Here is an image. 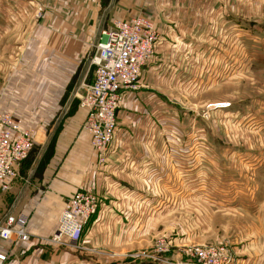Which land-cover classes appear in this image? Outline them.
Instances as JSON below:
<instances>
[{
	"label": "crops",
	"instance_id": "1",
	"mask_svg": "<svg viewBox=\"0 0 264 264\" xmlns=\"http://www.w3.org/2000/svg\"><path fill=\"white\" fill-rule=\"evenodd\" d=\"M52 1L55 8L44 7L36 27L34 5L44 3L0 0V113L33 129L32 149H39L0 191V222L23 213L29 234L25 242L0 239V264H152L132 255L149 244L155 215L169 211L170 180L183 181L187 167L195 177L202 158L201 125L185 103L207 86L203 76L230 68L234 35H249L259 20L251 18L249 0ZM136 15L148 17L159 38L138 87L121 91L113 141L97 164L82 128L86 110L69 91L76 79L79 85L94 78L89 58L98 28ZM210 21L220 30H210ZM84 189L95 192L98 205L80 248L55 247L47 239L64 200ZM252 196V206L231 208V264H264V190Z\"/></svg>",
	"mask_w": 264,
	"mask_h": 264
},
{
	"label": "rangeland",
	"instance_id": "2",
	"mask_svg": "<svg viewBox=\"0 0 264 264\" xmlns=\"http://www.w3.org/2000/svg\"><path fill=\"white\" fill-rule=\"evenodd\" d=\"M39 1L44 6L34 5V14L38 18L36 27L41 26L42 10L55 8L52 0ZM249 2L251 18L259 21L251 22L249 35L241 34V30L234 35L229 46L233 50L228 60L230 68L211 73L208 80L203 76L202 86L205 83L207 86L201 87L200 95L195 96L193 102L185 103L187 109L194 110L201 125L202 158L196 176L188 175L187 167L183 181L170 180V209L155 215L154 229L147 231L153 236L147 242L149 244H143L132 255L136 263L202 264L194 255L195 249L210 245L226 246L233 261V250L226 242L235 220L231 208L250 206L258 201L253 198V193L264 190V0ZM234 3L236 6L242 0H234ZM114 20L118 19H112L109 25ZM235 25L240 26L236 21ZM207 26L210 30H220L214 21L208 22ZM202 40L205 44L211 39ZM93 42L94 39L89 62L94 56ZM15 56L20 57L18 48ZM94 67L91 65L93 73ZM76 80L69 93L81 95L86 89L84 85L92 84L94 78L91 82L83 81L82 87L81 83L76 85ZM50 139L48 134L46 141L50 143ZM49 143L44 159L50 151ZM38 152L39 149L31 147L21 165ZM145 185L151 186L150 183Z\"/></svg>",
	"mask_w": 264,
	"mask_h": 264
},
{
	"label": "built area",
	"instance_id": "3",
	"mask_svg": "<svg viewBox=\"0 0 264 264\" xmlns=\"http://www.w3.org/2000/svg\"><path fill=\"white\" fill-rule=\"evenodd\" d=\"M159 34L144 15L119 19L99 27L94 36V80L83 94L75 92L80 107L86 110L83 129L90 137L99 164L105 161L113 140L115 112L121 91L138 87L141 70L151 58ZM33 129L22 128L9 113H0V191H8L18 178L19 167L32 147ZM98 198L90 189L67 197L53 235L47 239L55 247L79 249L83 229L97 209ZM27 216L6 214L0 222V239L14 237L25 242ZM226 246H201L194 255L202 264H230L232 256Z\"/></svg>",
	"mask_w": 264,
	"mask_h": 264
},
{
	"label": "water",
	"instance_id": "4",
	"mask_svg": "<svg viewBox=\"0 0 264 264\" xmlns=\"http://www.w3.org/2000/svg\"><path fill=\"white\" fill-rule=\"evenodd\" d=\"M113 264V263H112Z\"/></svg>",
	"mask_w": 264,
	"mask_h": 264
}]
</instances>
